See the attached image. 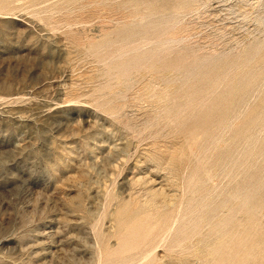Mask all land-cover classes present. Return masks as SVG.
Instances as JSON below:
<instances>
[{"label":"rangeland","instance_id":"374dc122","mask_svg":"<svg viewBox=\"0 0 264 264\" xmlns=\"http://www.w3.org/2000/svg\"><path fill=\"white\" fill-rule=\"evenodd\" d=\"M0 264H264V0H0Z\"/></svg>","mask_w":264,"mask_h":264}]
</instances>
